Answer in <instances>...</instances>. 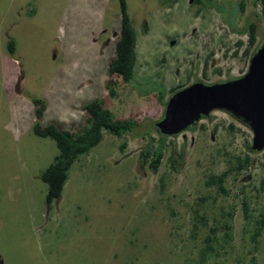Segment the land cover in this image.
Listing matches in <instances>:
<instances>
[{
    "label": "rangeland",
    "instance_id": "rangeland-1",
    "mask_svg": "<svg viewBox=\"0 0 264 264\" xmlns=\"http://www.w3.org/2000/svg\"><path fill=\"white\" fill-rule=\"evenodd\" d=\"M125 3L136 39L129 83L107 72L118 0H0V264H264V229L252 241L264 212V153L250 150L247 125L213 111L167 137L158 169L148 166L171 90L247 72L264 43L259 1ZM34 99L45 105L43 126L84 124L82 106L94 99L114 118L138 123L122 137L105 133L79 157L49 206L39 176L58 150L33 133ZM221 174L225 193L206 184ZM223 222L232 232L224 248L223 229L206 241ZM208 245L213 253L202 260Z\"/></svg>",
    "mask_w": 264,
    "mask_h": 264
},
{
    "label": "trees",
    "instance_id": "trees-1",
    "mask_svg": "<svg viewBox=\"0 0 264 264\" xmlns=\"http://www.w3.org/2000/svg\"><path fill=\"white\" fill-rule=\"evenodd\" d=\"M258 1L260 3L261 16L264 18V0ZM118 2L121 15V26L117 39L114 43V56L109 61L107 72L108 77L115 76L120 78L124 83H129L133 78L134 66L136 62V39L134 30L127 15L125 0H118ZM246 33L248 34L249 47H252L256 38L255 25L250 24L246 29ZM241 45L242 42H237V47ZM7 51L10 54L14 53V45L11 41H8L7 43ZM252 53H250V55H252ZM244 54L248 55L249 49L245 50ZM180 89H182V87L171 90V94ZM158 98L160 100L163 99L162 96H158ZM33 104L35 106L34 114L36 118L32 128L34 135L40 138H49L53 140L58 150V154L55 156L53 162L39 176L40 180L46 185L45 202L48 206L52 204L53 201L60 199L64 185L69 178V171L74 162L79 157L88 154L92 148L96 147L102 141L105 133L116 137H122L124 134L132 132L138 127V123L132 119L114 118L111 112L105 108L104 102L101 99H94L84 104L82 106V111L85 114V123L79 124L76 127L72 124L69 129H64L57 123H48L43 126L40 123V120L45 112V105L39 99H34ZM158 137V145L153 151L151 161L148 165L149 169L153 171H156L161 163L165 140L167 138L160 135L159 132ZM149 156V152L143 153L141 155L142 163H146V159H148ZM182 156L183 153L180 152L178 154V158H181ZM225 177L226 174L209 176L206 184L214 185L219 191L225 193ZM262 186H264V182ZM222 225L223 226L221 227L214 226V228L210 229L212 236H207L206 241L211 242L215 237V231L217 229H223V237L218 240H220V245L222 244L221 247L224 248L230 243V241H232V232L231 226L228 222H223ZM263 229L264 212H262L259 218L255 220V230L252 236L253 242H256L257 237L260 236ZM216 239L217 238L215 237V240ZM204 249L205 250L200 254L202 260H205V255L207 253H213L212 248L209 245Z\"/></svg>",
    "mask_w": 264,
    "mask_h": 264
},
{
    "label": "water",
    "instance_id": "water-1",
    "mask_svg": "<svg viewBox=\"0 0 264 264\" xmlns=\"http://www.w3.org/2000/svg\"><path fill=\"white\" fill-rule=\"evenodd\" d=\"M216 110L247 125L252 131L250 150L264 151V43L252 53L243 76L215 84L195 81L171 94L154 126L162 136H177Z\"/></svg>",
    "mask_w": 264,
    "mask_h": 264
}]
</instances>
